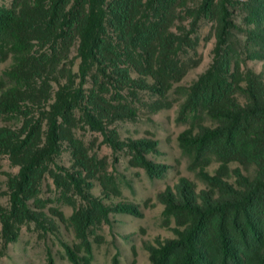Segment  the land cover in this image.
Segmentation results:
<instances>
[{"label": "trees", "instance_id": "trees-1", "mask_svg": "<svg viewBox=\"0 0 264 264\" xmlns=\"http://www.w3.org/2000/svg\"><path fill=\"white\" fill-rule=\"evenodd\" d=\"M199 21L212 25L211 57L178 104L177 115L189 121L177 141L205 188L180 177L159 194L178 229L149 248L150 264H264V0L2 3L0 62H8L9 83L0 87V158L16 169L5 174L4 244L23 224L57 236L60 213L36 204L45 180L82 238L111 214L140 216L135 204L93 194L95 168L74 136L98 132L159 178L169 167L146 157L156 143L120 138L111 126L134 121L143 97L146 116L166 106L173 86L197 65L186 56H195ZM64 248L71 264H82Z\"/></svg>", "mask_w": 264, "mask_h": 264}, {"label": "rangeland", "instance_id": "rangeland-1", "mask_svg": "<svg viewBox=\"0 0 264 264\" xmlns=\"http://www.w3.org/2000/svg\"><path fill=\"white\" fill-rule=\"evenodd\" d=\"M9 0H0V5ZM187 18L186 21H189ZM213 43L212 25L207 21L198 22V42L195 56L188 52L187 58L197 61L184 78L175 84L167 96V104L158 111L146 116L144 106H150L146 97L135 104L136 119L122 121L114 126L120 138H143L156 143L155 150L146 157L153 164H164L169 168L159 177L150 178L145 171L135 164L131 153L114 151L103 142L102 136L95 131L82 129L76 131L75 146L91 158L95 168L92 180L94 195L107 192L111 201H127L135 204L139 217L126 214H111L108 224L99 229L86 232L83 238L75 234L70 224L71 209L59 198L56 189L45 180L38 197L39 206L60 213L61 222L57 236L41 232L33 225L23 224L19 227L13 242L4 244L0 238V264H71L64 245L71 249L82 264H150L149 248L156 242L175 237L173 230L178 229L173 216L164 213L159 194L166 187L172 188L182 177L195 184L196 190L205 188L197 175V164L185 155L177 141V136L186 127L189 118L177 115L178 104L183 99L191 80L201 73L209 63ZM8 62H0V87L9 82L5 75ZM3 120L0 118V122ZM10 120V118L6 119ZM68 159L66 153L62 154ZM213 162V159H210ZM212 164L209 168H215ZM5 157L0 158V208L8 207L5 195L6 173H15ZM1 228V226H0ZM180 229V228H179ZM206 234V247L212 250ZM166 259V258H165ZM165 259H163L165 261ZM168 264V261H166Z\"/></svg>", "mask_w": 264, "mask_h": 264}]
</instances>
